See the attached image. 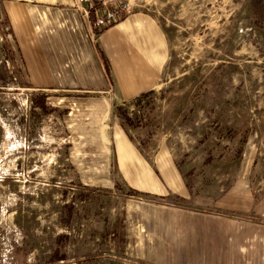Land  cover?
<instances>
[{
  "label": "rangeland",
  "instance_id": "374dc122",
  "mask_svg": "<svg viewBox=\"0 0 264 264\" xmlns=\"http://www.w3.org/2000/svg\"><path fill=\"white\" fill-rule=\"evenodd\" d=\"M19 1L0 0V264H148L147 249L122 240L123 204L136 195L113 152L26 87L8 14ZM130 2L170 48L159 86L118 103L133 121L126 133L147 161L167 152L191 189L185 206L217 210L233 176L264 180V0ZM104 159L114 182H92Z\"/></svg>",
  "mask_w": 264,
  "mask_h": 264
},
{
  "label": "crops",
  "instance_id": "0c3cea01",
  "mask_svg": "<svg viewBox=\"0 0 264 264\" xmlns=\"http://www.w3.org/2000/svg\"><path fill=\"white\" fill-rule=\"evenodd\" d=\"M8 14L26 87L82 120L92 129L85 134L100 136L99 150L113 152L125 187L162 198L125 200L128 247L147 249L140 255L148 264H264V180L237 174L214 202L217 210L189 208L191 189L167 152L145 160L115 116L118 103L155 90L164 75L169 38L154 17L132 12L94 41L73 0H22ZM111 162L98 164L92 182H114Z\"/></svg>",
  "mask_w": 264,
  "mask_h": 264
},
{
  "label": "built area",
  "instance_id": "2783aa9c",
  "mask_svg": "<svg viewBox=\"0 0 264 264\" xmlns=\"http://www.w3.org/2000/svg\"><path fill=\"white\" fill-rule=\"evenodd\" d=\"M73 4L87 23L94 41L97 33L132 13L130 0H74Z\"/></svg>",
  "mask_w": 264,
  "mask_h": 264
},
{
  "label": "trees",
  "instance_id": "16d2710c",
  "mask_svg": "<svg viewBox=\"0 0 264 264\" xmlns=\"http://www.w3.org/2000/svg\"><path fill=\"white\" fill-rule=\"evenodd\" d=\"M147 94L148 93H145V94H142L134 99L131 100V102H134V103H140L144 98L147 97ZM115 111L117 112V115H118V118L120 120V123H121V126L126 129L127 127H130V126H133V121L132 119H130L128 116V113L122 109V107H120L119 105H116L114 107ZM130 195H137L139 193L135 192V191H132L130 190L129 191Z\"/></svg>",
  "mask_w": 264,
  "mask_h": 264
}]
</instances>
